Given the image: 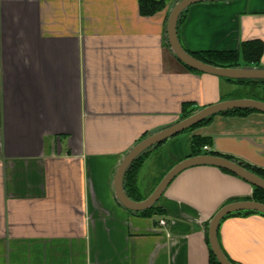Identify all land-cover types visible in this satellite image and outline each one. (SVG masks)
Listing matches in <instances>:
<instances>
[{"label": "crops", "instance_id": "1", "mask_svg": "<svg viewBox=\"0 0 264 264\" xmlns=\"http://www.w3.org/2000/svg\"><path fill=\"white\" fill-rule=\"evenodd\" d=\"M140 1L0 0V264H211L210 220L253 200L252 184L213 165L180 172L156 203L160 215L116 198L122 158L183 119L184 104L197 111L251 97L250 87L176 57L167 21L178 0L149 15ZM178 36L192 52L258 42L264 67V0L197 2ZM190 131L189 151L162 164L143 193L147 159L166 146L173 153L179 134L146 152L136 195L147 198L194 151L264 169V112L219 113ZM199 137L206 143L196 145ZM218 238L234 264H264L262 213L226 216Z\"/></svg>", "mask_w": 264, "mask_h": 264}, {"label": "water", "instance_id": "2", "mask_svg": "<svg viewBox=\"0 0 264 264\" xmlns=\"http://www.w3.org/2000/svg\"><path fill=\"white\" fill-rule=\"evenodd\" d=\"M202 1H226V0H178L171 9L167 21L168 44L176 57L194 70L210 73L231 79H264V67H220L206 63L195 57L182 45L178 36L179 20L183 12L191 5ZM254 109L264 112V101L253 98H234L223 100L202 109L167 126L166 128L150 133L138 141L122 158L114 176V189L118 201L131 211H143L155 205L166 191L169 184L183 170L196 165H213L227 170L246 180L253 186L264 189V178L246 168L241 161L230 159L216 154H198L183 159L174 165L155 187L153 192L143 200L131 198L125 189L124 181L128 169L137 158L145 152L157 147L169 138L184 132L215 115L235 109ZM257 211L264 213V203L256 200H241L230 202L221 207L212 217L208 227V238L211 249L220 264H234L221 247L218 231L221 221L231 213L239 211Z\"/></svg>", "mask_w": 264, "mask_h": 264}, {"label": "trees", "instance_id": "3", "mask_svg": "<svg viewBox=\"0 0 264 264\" xmlns=\"http://www.w3.org/2000/svg\"><path fill=\"white\" fill-rule=\"evenodd\" d=\"M165 7V0H141L140 1V11L144 15H149L153 14L154 12H157L158 10H161ZM188 9H186L180 20L179 23L183 21L184 16L186 15ZM169 45V44H168ZM263 47L260 43L258 42H251L245 44V46L242 48L241 51H215V50H204V51H198V52H192L189 51L191 54H193L195 57L201 59L202 61L206 63H210L216 66L220 67H242V66H256L260 67V59L262 55ZM184 64V63H183ZM186 65V64H184ZM189 69H192L191 67L187 66ZM197 71V70H194ZM231 81H235L238 83H241L247 87H250V91L248 92L253 99H258L264 101V79H231V78H226ZM192 105L189 103L184 104L183 108V115L182 118H185L192 113L196 111V109L191 107ZM256 111L254 109H235L227 112H223V114H240V115H246L250 112ZM213 118L211 119H205L204 121L200 122L196 126L189 128L194 129L196 127L208 124L211 122ZM146 136V135H145ZM144 136V137H145ZM143 137V138H144ZM194 143L196 145L199 144H205L206 139L204 138H195ZM208 154H217L216 152H205ZM201 154L200 151H194V155ZM146 155V152L140 155L137 160L133 163V165L128 169L126 176H125V189L127 194L135 199V200H143L144 198L136 195V192L138 190V179H137V174H138V169L141 166L142 159ZM230 159H233L230 156H226ZM244 166L251 171L255 172L259 176L264 178V169L257 168L255 166H252L248 163H243ZM224 170V169H223ZM227 171V170H224ZM229 172V171H227ZM231 173V172H230ZM233 174V173H232ZM253 200L263 202L264 203V189L259 188L254 186V191H253ZM133 213L144 215V216H154V215H160L162 211H160V208L155 204L152 207L145 209L143 211H132ZM235 212L232 214L240 213ZM245 213H255L257 211H242ZM260 213V212H258ZM230 214V215H232ZM264 215V213H262ZM228 215V216H230ZM209 240V239H208ZM211 264H220V262L217 260L215 254L211 250Z\"/></svg>", "mask_w": 264, "mask_h": 264}, {"label": "rangeland", "instance_id": "4", "mask_svg": "<svg viewBox=\"0 0 264 264\" xmlns=\"http://www.w3.org/2000/svg\"><path fill=\"white\" fill-rule=\"evenodd\" d=\"M190 132H191L190 130H186L184 132L179 133V135L176 136L175 141L178 143L173 149V153H170L171 151L169 146H166L162 150H159V154H154L153 156L147 159L145 167L141 172L140 181H139L140 188L143 193L149 192V190L154 187L155 183L157 182V180L159 179L160 175L163 172L162 164L169 166L171 160L175 162L176 157L185 156L186 152L189 151ZM165 155L166 157H164Z\"/></svg>", "mask_w": 264, "mask_h": 264}, {"label": "built area", "instance_id": "5", "mask_svg": "<svg viewBox=\"0 0 264 264\" xmlns=\"http://www.w3.org/2000/svg\"><path fill=\"white\" fill-rule=\"evenodd\" d=\"M204 150H209V146L208 145H205L204 146ZM160 223L162 224V225H164L165 223H166V221L165 220H160Z\"/></svg>", "mask_w": 264, "mask_h": 264}]
</instances>
